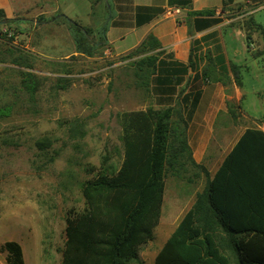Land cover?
Here are the masks:
<instances>
[{
    "label": "rangeland",
    "instance_id": "obj_1",
    "mask_svg": "<svg viewBox=\"0 0 264 264\" xmlns=\"http://www.w3.org/2000/svg\"><path fill=\"white\" fill-rule=\"evenodd\" d=\"M66 7L70 18L88 22L78 0ZM256 12L264 29V7ZM53 31L0 25V244L18 242L25 264H60L67 212L84 208L82 184L103 169L118 170L121 114L150 102L130 59L113 57L108 47L95 57L73 54L67 36L54 42H64L66 53H51L52 44L41 36ZM237 55L247 88L261 95L256 103L248 96L245 105L264 115V54L255 65L239 43ZM186 169L180 176L164 175L161 214L152 239L141 247L140 264H154L178 215L204 185L199 173ZM0 264H6L4 253Z\"/></svg>",
    "mask_w": 264,
    "mask_h": 264
},
{
    "label": "trees",
    "instance_id": "obj_2",
    "mask_svg": "<svg viewBox=\"0 0 264 264\" xmlns=\"http://www.w3.org/2000/svg\"><path fill=\"white\" fill-rule=\"evenodd\" d=\"M102 1L93 0V4ZM148 19L137 17L136 24ZM65 22L76 53L95 57L107 47L104 27L97 34L99 41L92 42L90 29L68 19ZM1 23L13 21L6 20L0 10ZM215 23L217 20H205L197 28ZM249 43L247 36V48ZM156 48L158 43L148 36L135 51L121 57L131 60L136 82L145 90L150 82H166L153 77L159 71L157 56L132 58ZM234 70L232 66L236 75ZM236 82L240 84L239 79ZM177 116L173 108L153 107L121 114L120 167L112 174L103 169L82 184L84 208L67 212L60 264H140L141 247L152 239L161 214L165 173L180 176L189 166L198 174L200 169L191 157L184 132L174 124V117L181 121ZM244 143L257 146V150L241 148ZM204 177L203 189L196 192L194 203L154 264H264V132L247 129L213 178L207 173ZM0 253H4L6 264H25L16 241L0 244Z\"/></svg>",
    "mask_w": 264,
    "mask_h": 264
},
{
    "label": "crops",
    "instance_id": "obj_3",
    "mask_svg": "<svg viewBox=\"0 0 264 264\" xmlns=\"http://www.w3.org/2000/svg\"><path fill=\"white\" fill-rule=\"evenodd\" d=\"M57 1L0 0V10L6 20L13 21L8 26L27 32L36 28L53 29L50 36L42 35L41 40L50 42L51 53L56 54L66 52L64 42L54 44L55 38H72L65 19L90 29L92 42L99 41L97 34L104 27L103 41L113 57L135 51L152 36L158 48L132 58L157 56L159 71L153 77L166 79L161 84L149 83L148 107L173 108L175 115L181 118L177 122L174 117V124L184 132L186 145L193 161L200 166L198 173L203 181L204 173L209 179L213 178L247 129L264 132V115L252 114L249 111L252 106L245 105L250 95L252 100L255 98L254 103L259 102L260 92L247 88L243 65L237 55V45L241 43L248 59L260 65L264 54V29L256 18V11L264 7V0H103L95 6L93 0H78V4L86 8V24L68 16L63 9L67 8L68 0H63L61 6L49 5ZM168 10H178V13L167 15ZM202 12L212 13L196 15ZM137 17L150 19L137 25ZM205 20H217V23L198 29L197 25ZM70 41L72 53L78 54L73 40ZM232 66H235L240 84L236 82ZM256 147L246 143L241 146L257 150ZM195 194L189 206L178 215L168 237L191 208Z\"/></svg>",
    "mask_w": 264,
    "mask_h": 264
},
{
    "label": "built area",
    "instance_id": "obj_4",
    "mask_svg": "<svg viewBox=\"0 0 264 264\" xmlns=\"http://www.w3.org/2000/svg\"><path fill=\"white\" fill-rule=\"evenodd\" d=\"M175 13H178V10H168V11L166 12L167 15H173V14H175ZM250 47H253V46L250 45Z\"/></svg>",
    "mask_w": 264,
    "mask_h": 264
}]
</instances>
